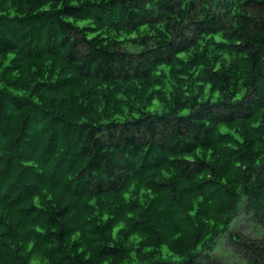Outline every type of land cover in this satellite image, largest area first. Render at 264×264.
<instances>
[{
	"label": "trees",
	"instance_id": "16d2710c",
	"mask_svg": "<svg viewBox=\"0 0 264 264\" xmlns=\"http://www.w3.org/2000/svg\"><path fill=\"white\" fill-rule=\"evenodd\" d=\"M0 264H264V0H0Z\"/></svg>",
	"mask_w": 264,
	"mask_h": 264
},
{
	"label": "rangeland",
	"instance_id": "374dc122",
	"mask_svg": "<svg viewBox=\"0 0 264 264\" xmlns=\"http://www.w3.org/2000/svg\"><path fill=\"white\" fill-rule=\"evenodd\" d=\"M240 228L244 230L245 232L252 233L250 232L251 226L249 225L247 221H244L243 219H242V225L240 226Z\"/></svg>",
	"mask_w": 264,
	"mask_h": 264
}]
</instances>
